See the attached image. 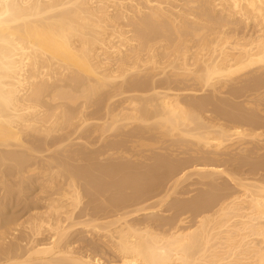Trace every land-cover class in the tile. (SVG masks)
I'll use <instances>...</instances> for the list:
<instances>
[{
  "label": "bare ground",
  "instance_id": "bare-ground-1",
  "mask_svg": "<svg viewBox=\"0 0 264 264\" xmlns=\"http://www.w3.org/2000/svg\"><path fill=\"white\" fill-rule=\"evenodd\" d=\"M0 264H264V0H0Z\"/></svg>",
  "mask_w": 264,
  "mask_h": 264
},
{
  "label": "rangeland",
  "instance_id": "rangeland-1",
  "mask_svg": "<svg viewBox=\"0 0 264 264\" xmlns=\"http://www.w3.org/2000/svg\"><path fill=\"white\" fill-rule=\"evenodd\" d=\"M96 152L97 151V149H95V148H90V150H89V152ZM230 169H232L231 167H230ZM186 186V185H185ZM186 188H183V187H181L180 189H179V192L180 193H182V192H184V191H188V190H185ZM41 192V190H38L37 189V187H35V188H33V189H31L30 191H28L27 192V194H26V196H25V198L24 199H33L36 195L37 196H40L41 194H39ZM110 192V191H109ZM197 194V190H194V192H191L189 195H191V196H194V195H196ZM104 196H108V195H106V193H104L103 194ZM19 196V194L17 195V197ZM179 197H182V198H184V197H188V195H182V196H179ZM175 199H177V197L176 196H174V197H172V198H170V199H168V200H166V201H164V202H162L161 204H159V206H158V210H159V213L160 214H164V215H171V214H174V212H175V209L174 208H172V203L175 201ZM19 200V199H18ZM20 202V201H19ZM23 207H24V205L23 204H18V202H16V205H11L10 207H8V209L5 211V213H13V212H15V213H17V214H21V213H23Z\"/></svg>",
  "mask_w": 264,
  "mask_h": 264
}]
</instances>
